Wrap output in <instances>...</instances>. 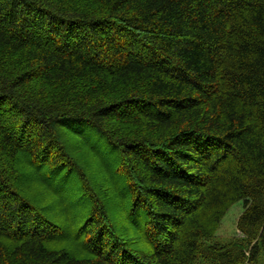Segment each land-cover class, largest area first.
I'll use <instances>...</instances> for the list:
<instances>
[{
  "label": "trees",
  "instance_id": "trees-1",
  "mask_svg": "<svg viewBox=\"0 0 264 264\" xmlns=\"http://www.w3.org/2000/svg\"><path fill=\"white\" fill-rule=\"evenodd\" d=\"M260 261L264 0H0V264Z\"/></svg>",
  "mask_w": 264,
  "mask_h": 264
},
{
  "label": "rangeland",
  "instance_id": "rangeland-1",
  "mask_svg": "<svg viewBox=\"0 0 264 264\" xmlns=\"http://www.w3.org/2000/svg\"><path fill=\"white\" fill-rule=\"evenodd\" d=\"M90 140L92 146L97 145L95 140ZM243 211V201H238L229 208L221 222L220 228L216 233L215 238L217 239V241H227L233 237L242 235L238 228V222ZM259 264H262V262L260 261Z\"/></svg>",
  "mask_w": 264,
  "mask_h": 264
}]
</instances>
